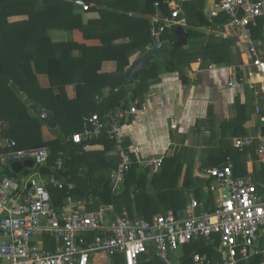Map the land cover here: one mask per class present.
Returning a JSON list of instances; mask_svg holds the SVG:
<instances>
[{"label": "trees", "instance_id": "trees-1", "mask_svg": "<svg viewBox=\"0 0 264 264\" xmlns=\"http://www.w3.org/2000/svg\"><path fill=\"white\" fill-rule=\"evenodd\" d=\"M82 1L92 5L89 6L91 11H99L101 18L85 23L82 15L74 13L76 6L74 0H0V123H4L2 135L10 142L13 140L16 142V145L11 148L5 147L2 152L6 155L14 150L48 148L50 158L48 164L43 166L41 171L46 177L54 175L58 179L64 180L63 188L50 186L55 205L64 204L68 196H73L74 199L89 197L90 189L97 192L99 187L96 189L92 185H101V181L93 180L94 168H91L89 163L88 147L95 144H104L105 150L115 147L114 141L109 138L106 132L107 130L98 138L83 140L80 143H74L69 139L75 132H84L86 118L94 113H99L101 117H105L107 113H115L122 105V101L126 100L125 83H129V81L124 78L121 83L115 82L113 80L118 79L117 75L113 77L100 73L102 63L110 59L117 61L119 74L125 75V72L133 64L131 55L139 50L145 51L155 43L151 33L152 21L133 16L132 13L153 15L157 11V2L160 3L164 12H169L168 6L164 3L165 0ZM183 5L189 20L187 30L189 44L187 47H172L165 52L163 57L158 59L159 56H155L153 58L150 67L142 70L138 83L128 89L132 91L134 101L143 98L153 83L151 81H157L159 72L165 67L168 72H179L181 78L187 81L186 73L191 69L190 63L200 57L205 60L209 59L215 64L231 62L232 57L228 50L229 41L222 39V43L213 42L205 45L199 40L202 33L194 30L196 22L193 21L194 14L192 16L190 11L201 14L200 22L203 24H211L202 13L204 1H188ZM18 15H26L27 19L10 20L11 17ZM212 21L214 25L225 24L228 21V16L223 12ZM53 29L70 31L79 29L85 41L54 42L50 35V31ZM163 39L170 42L176 41L178 35L175 28L167 30ZM215 39L217 38L215 37ZM88 40H98V42L92 45L88 43ZM41 75H47L48 86L41 85ZM72 84L77 85L76 99H71L68 95L67 88ZM107 85L111 87V91L113 90L112 94L101 103H97L96 96L101 93L103 86ZM121 89L124 90V96L120 97L121 92L113 94L115 90L119 92ZM117 97H120L118 101H116ZM90 101H93V106H90ZM124 106L129 105L126 102ZM240 108L244 109L245 105ZM43 112L50 113L56 119V126L51 128L56 135L53 140H45L43 136L42 127L47 125V120L41 116ZM255 147L253 145L242 151L237 150L239 154H231L234 162V174L238 177L248 175L247 159L243 163H239V160L240 158L245 159L251 154L255 160L256 180L264 183V163H257L258 156ZM220 155V163H216L218 166L223 165L227 155L230 154L225 153L222 149ZM60 157L64 159L63 171L56 169V161ZM11 163L12 161H10ZM10 164L0 169V178L3 175L17 176L10 169ZM83 165L89 166L92 170L88 174L82 175L80 167ZM132 170L126 178H130ZM156 176L157 174L153 178ZM201 176L202 178L208 177L207 174H201ZM139 178L146 179L148 176L145 173ZM110 180L111 176L103 178L102 181V184L105 185L103 196H108L104 201L114 203L117 210V202L120 199L122 203L128 204V200L133 203L130 188H126L120 195H114ZM195 182V178L191 177V182L187 181L186 185L189 187ZM205 183L209 185V182L205 181ZM176 187V184H167L161 191L165 193L171 191L173 196H176L175 198L181 197L182 200L181 190ZM143 188L145 189L142 192L145 196L144 200H149L152 196L147 193L145 185ZM196 197L201 203L198 212H204L210 208L209 195L203 196L197 189ZM186 205V201L183 200L180 206L173 204L171 207L178 214L183 212ZM181 206L184 208L182 209ZM118 211L120 212V210ZM168 211L167 208L164 212ZM128 216L151 219L153 213L137 214L131 210ZM47 238L50 236L45 234L43 240L47 241ZM184 250L185 264H192L193 254L197 251L208 253L211 258H214L215 254L213 247L205 240L193 241L187 244ZM154 255L153 253L150 264H155L154 260L158 264H164ZM261 261L262 258L255 257L253 262L261 264ZM240 264H246V262L243 261Z\"/></svg>", "mask_w": 264, "mask_h": 264}, {"label": "built area", "instance_id": "built-area-1", "mask_svg": "<svg viewBox=\"0 0 264 264\" xmlns=\"http://www.w3.org/2000/svg\"><path fill=\"white\" fill-rule=\"evenodd\" d=\"M218 10L224 12L228 21L217 25L229 35H241L251 48L256 81L264 91V59L257 55L256 44L251 38L256 20L264 17V0H217ZM169 12H164L160 3L151 15V33L154 42L162 41L164 33L177 26H186L183 7L178 0H165ZM89 4H83L85 10ZM235 86L234 82L230 83ZM138 100L132 106H119L115 113L101 117L94 113L85 119L84 132H75L69 139L74 143L98 138L104 131L115 143L119 158L118 167L112 172L110 186L114 195L124 191L123 182L135 164L126 147L125 123L137 112ZM264 123V107H256ZM175 126V124H173ZM16 142H8L13 147ZM236 148L243 150L255 145L258 163H264V129L256 135L236 137ZM10 161L34 159L35 166L48 164L49 149L14 150ZM251 169L248 175L234 174V164L208 168L207 173L216 181V187H229L227 199L210 210L197 212L199 202L192 200V210L185 216L174 212L160 213L147 218H130L128 214L111 219L114 204H104L97 210L88 211L83 200L75 201L68 196L62 205L53 203L50 186L63 188L64 182L52 175L37 178L34 174L20 180L9 175L0 179V264H139L140 258L151 249L165 264L173 263V254L193 241L205 240L218 258L213 260L207 253L195 252L193 264H240L255 257L264 264V183L255 177V160L249 154ZM149 174L157 173L164 157H148L139 161ZM64 159L58 158L56 169L63 171ZM85 200L84 203L86 204ZM106 215L109 224H105ZM42 234L51 240H43ZM106 258V260H105ZM176 264H183L181 261Z\"/></svg>", "mask_w": 264, "mask_h": 264}, {"label": "crops", "instance_id": "crops-1", "mask_svg": "<svg viewBox=\"0 0 264 264\" xmlns=\"http://www.w3.org/2000/svg\"><path fill=\"white\" fill-rule=\"evenodd\" d=\"M178 1L183 7V16L188 23L186 26H183L188 34L189 20L185 13L186 9L183 3L194 0ZM203 1L204 6L202 7L203 10L201 9L202 13L209 19L211 24H203L200 22L201 14L194 11L192 13V11H190L192 16L194 14L193 21L196 22L194 30L202 33L200 34L202 36L199 37V40H201L200 42H204L205 45L212 44L213 42L222 43V39L229 41L228 50L232 57L231 62L215 64L209 59L205 60L203 57H200L190 63L191 69L186 73L187 81L181 78L179 72L166 71V67L159 72V78L157 81H151L153 83L149 86V91L143 98L135 99L138 100L137 112L129 116V120L126 121L124 126L126 145L132 152L135 165L132 168L133 170L132 174H130V178H126L123 182V188L124 190L130 188L131 199L134 200L133 203L129 202L128 199V204L122 203L121 199L118 200L117 204L120 213L116 209L114 203H106L104 201L108 196H103V188L105 187V185L102 184L103 178H109L112 175V172L119 165V158L115 147L111 150H105L106 147L104 144H95L94 146L88 147L87 154L90 156L89 163L91 164V168H94L93 180L101 181V185L93 184L92 186L96 189L99 187V190L96 192L90 189L91 192L89 193V197L86 198H73L75 201L84 199L83 204L88 211L97 210L104 204H114L115 212L110 215L111 219L129 214L131 210L134 213L137 212V214L153 213V215H155L168 213L170 211L174 212L171 205L175 204L180 206L184 200L187 205L185 209L181 206L183 212L178 214L174 213L178 216H185L193 209L192 200L194 198L199 202L196 211L198 212L199 207H201L200 200L196 197L197 189H199L203 196L209 195L208 202L210 208L208 210L214 209L220 201L223 200V189L225 187H216V180L212 178L206 170L210 167L218 166L216 163L219 162L222 149L225 153L230 154L227 155L225 163L228 162V157H230L231 162L234 164L231 154H239L238 151H242L235 147L234 139L236 137L256 135L260 129H264V123L261 122V117L256 112L257 106L264 107V91L259 84H257L255 88H251L249 85L256 81L255 67L252 63L253 56H251L250 50L251 46L241 35H229L225 31L227 28L225 25L223 29H217V25L219 24L217 23L214 25L212 20L219 17L222 12H219L218 15H212V12L218 10V2L217 0ZM88 4L92 6L90 3ZM74 13L82 15L85 23L96 21L101 18L99 11H91L90 9L85 10L83 4L79 3H76ZM147 16H149L151 20V15ZM25 19H27L26 15H18L10 18L11 21ZM255 23L256 24L253 25L252 28L251 38L256 44L257 55L264 59V17L257 19ZM50 35L54 42H71L73 40H77L76 42L85 41L79 29L72 31L53 29L50 31ZM215 37L217 39H215ZM162 41H164V39ZM97 42L98 40H88V43L92 45ZM155 44L156 43H153L149 47ZM187 45L183 46L187 47ZM145 51L139 50L131 55L133 64ZM165 52L156 55L159 56L158 59L161 56L163 57ZM133 64H131V66ZM127 71L125 75L119 74L118 63L113 59L104 61L100 69V73L102 74L113 77L117 75L118 79L115 78L113 80L115 82L121 83L124 78L129 81V83H125V97L127 101L123 100L122 103L127 102L129 106H132L134 99L132 98V91L128 89L134 87L138 83L141 73L138 78L128 79ZM231 82L235 83L234 87L230 85ZM48 84L49 79L47 75H41V85L48 86ZM67 90L69 97L71 99H76L78 92L77 85H69ZM112 91L109 85L103 86L101 93L96 96V102L101 103L107 99L112 94ZM120 92V97L124 96L123 89L119 92L115 90L113 94H119ZM120 97H117L116 101H118ZM90 102V106H93V101ZM244 105V109L240 108ZM173 124H175V126H173ZM3 126L4 123H0V165H2L0 169L10 164V159L8 158L10 152L6 155L2 152L5 147H8L7 140L10 142L8 138L2 135ZM51 128L53 127L49 126L48 122L47 125H43L42 131L45 140H53L56 138ZM158 156L164 157V163L161 170L154 174H149L147 171H144L141 164L138 162L143 158ZM251 159L254 158L251 156ZM245 160L247 170H249L251 164H253L249 156L245 159L240 158L239 163H243ZM114 166L116 167L113 168ZM91 170L92 169L87 165L80 167L82 175L88 174ZM145 173L148 178H146V181H140L141 178L139 177L143 176ZM29 174H34L37 178L41 179L46 177L40 168L34 166L33 168L25 167L21 173L13 178L22 180ZM155 174H157V176L153 178ZM201 174H207L209 178H202ZM191 177L195 178L196 182L193 185L190 184L188 187L186 182L189 181L190 183ZM62 181L64 182V180ZM205 181L209 182L210 188H208L209 185L208 183L206 184ZM167 184H176V189L181 190L180 193L184 199L182 198L181 200V197L175 198L176 196H173L171 191L167 193L162 192V188ZM144 185L146 186L147 193L152 196L149 200L146 199V201L144 200L145 196L142 194L145 190L143 188ZM70 187L72 188L73 184L70 185ZM217 188L220 191L218 197L213 193ZM85 200H89V202L86 201L85 204ZM167 208L169 211L164 212ZM137 218L140 217H134V219ZM44 236L45 234H42L41 238ZM47 239L51 240L49 238ZM184 249L185 246L178 250V255L173 254L175 258V260L174 258L172 259L173 263L176 264L181 261L185 264ZM153 253L155 254L154 257L158 258L160 261V258L156 254V250L151 249L148 254L142 256L140 264L152 263ZM218 256L219 255L215 252L214 258H210L215 260ZM253 261L254 259L245 262L246 264H254ZM154 263L158 264L156 260H154Z\"/></svg>", "mask_w": 264, "mask_h": 264}, {"label": "water", "instance_id": "water-1", "mask_svg": "<svg viewBox=\"0 0 264 264\" xmlns=\"http://www.w3.org/2000/svg\"><path fill=\"white\" fill-rule=\"evenodd\" d=\"M76 3L79 4H88L82 0H74ZM133 16H137V17H143V18H149V16L147 15H142V14H138V13H132ZM177 35H178V39L174 42H170L169 40H164L161 41L151 47H149L144 53L143 55L129 68V70L127 71V78L128 79H135L138 78L140 76L141 70L144 68H148L151 64V61L153 59L154 56L159 55L164 53L165 51L170 50L172 47H180L183 45H187L188 44V34L185 31L183 26H177L175 29ZM42 118L46 119L48 122V125L51 127H55L56 126V120L55 117L53 115H51L48 112H43L42 113ZM1 145V142H0ZM35 166V160L30 158V159H25V160H17V161H13L10 165L11 169L13 172H15L16 174L21 173L25 167H34ZM229 191L230 188L229 187H225L223 189V194L224 197L223 199H227L228 195H229Z\"/></svg>", "mask_w": 264, "mask_h": 264}, {"label": "rangeland", "instance_id": "rangeland-1", "mask_svg": "<svg viewBox=\"0 0 264 264\" xmlns=\"http://www.w3.org/2000/svg\"><path fill=\"white\" fill-rule=\"evenodd\" d=\"M27 17V16H26ZM12 18V17H11ZM126 147H127V145H126ZM128 148V147H127ZM129 149V148H128ZM130 150V149H129ZM130 152H131V150H130ZM131 155H132V153H131ZM140 160H142V159H140ZM139 160V161H140ZM138 161V162H139ZM135 165V164H134ZM252 167H250V169H251ZM144 169V168H143ZM144 171H146L145 169H144ZM141 181H146V179H144V178H141ZM214 195H216L217 197H218V195H220V191H219V189L217 188L214 192ZM107 219H108V215H106V219H105V224H109L110 222H108L107 221ZM178 253H179V251L177 252V253H175V255H178ZM173 258H174V256H173ZM174 260H175V258H174Z\"/></svg>", "mask_w": 264, "mask_h": 264}, {"label": "clouds", "instance_id": "clouds-1", "mask_svg": "<svg viewBox=\"0 0 264 264\" xmlns=\"http://www.w3.org/2000/svg\"><path fill=\"white\" fill-rule=\"evenodd\" d=\"M176 28V27H175ZM258 163V162H257Z\"/></svg>", "mask_w": 264, "mask_h": 264}]
</instances>
